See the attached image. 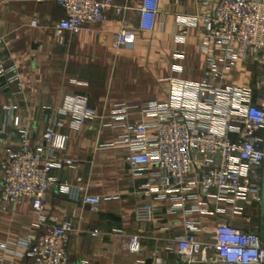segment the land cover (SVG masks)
I'll use <instances>...</instances> for the list:
<instances>
[{
    "label": "built area",
    "instance_id": "1",
    "mask_svg": "<svg viewBox=\"0 0 264 264\" xmlns=\"http://www.w3.org/2000/svg\"><path fill=\"white\" fill-rule=\"evenodd\" d=\"M54 1L66 14L57 26L59 33L96 26L101 32L108 12L115 9L122 14L124 9L116 0ZM201 3L197 21L205 25L199 38V51L205 55L207 66L203 79L191 82L170 78L172 92L165 102L119 105L108 123L121 131L112 145L129 150L127 159L136 175L153 169L143 193L152 200L136 207L137 221L152 223L156 202L168 203V215L182 216L175 228L179 232L169 239L167 247L177 255L172 264H264V236L231 224L233 215L262 203V186L254 183V175L264 165V137L258 135L264 130V96L256 97L251 84H229L239 65L263 60L264 0ZM159 13L160 0H143L135 27L117 31L114 47H134L135 30L154 31ZM0 82L12 95L24 90L20 67L4 38H0ZM260 85L264 94V79ZM6 109L12 112L18 106ZM68 114L72 116L69 128L80 129L93 114L88 98L75 96L59 111L57 119L48 117L50 126L42 142L35 143L31 131L21 129L20 144L6 148L1 162L2 201L16 205L30 199L38 214L35 227L41 233L25 243V255L32 264H69L75 223L71 218L48 221L46 199L53 189L94 207L102 201V197L87 195L82 187L62 182L54 174L75 165L63 154L69 134L56 131L57 126L66 124ZM134 115L139 119L131 122ZM11 118L19 127L20 116ZM0 132L5 133V129ZM8 246L1 244L4 249ZM128 248L140 252L142 235H130ZM152 264L171 263L156 254Z\"/></svg>",
    "mask_w": 264,
    "mask_h": 264
},
{
    "label": "crops",
    "instance_id": "2",
    "mask_svg": "<svg viewBox=\"0 0 264 264\" xmlns=\"http://www.w3.org/2000/svg\"><path fill=\"white\" fill-rule=\"evenodd\" d=\"M116 1L124 7L122 14L115 9L108 12L101 32L96 26L59 33L57 26L66 14L54 0H0V38L6 40L24 79L19 95L4 90L0 82V127L5 129V133L0 132V189L5 149L20 144V130L29 129L34 142H42L50 126L48 117L57 119L70 99L86 96L93 114L81 128H69L71 114L65 116L66 124L56 127L57 132L69 134L63 154L75 165L54 174L62 182L82 187L87 195L102 197V201L94 207L72 200L56 188L46 199L45 214L50 223L74 220L69 264H152L156 254L172 264L177 255L167 247L169 239L179 232L175 228L182 216L168 215V203L156 202L155 220L137 221L136 207L152 200L143 193L153 169L134 173L127 159L129 150L112 145L120 129L108 123L122 103L169 100L170 78L191 82L203 79L207 66L205 55L199 51V38L205 25L197 21L202 0H160L156 29L135 30L134 47L119 49L113 44L115 34L122 27H135L143 0ZM262 79L264 57L258 64L239 65L229 84H251L256 97H263ZM10 105L18 109L9 112L6 107ZM12 115L20 116L19 127L13 124ZM138 119L134 115L131 122ZM258 135L264 137V130ZM262 168L254 175V183L261 186ZM261 204L254 203L243 214L233 215L231 224L259 233ZM37 221L30 199L13 205L2 201L0 192V264H32L25 255V243L41 233L35 227ZM135 234L142 235L138 253L128 248L129 236ZM3 243H8V248L1 247Z\"/></svg>",
    "mask_w": 264,
    "mask_h": 264
},
{
    "label": "water",
    "instance_id": "3",
    "mask_svg": "<svg viewBox=\"0 0 264 264\" xmlns=\"http://www.w3.org/2000/svg\"><path fill=\"white\" fill-rule=\"evenodd\" d=\"M263 172V183H262V204H261V223H260V231L259 234L264 236V165L262 168Z\"/></svg>",
    "mask_w": 264,
    "mask_h": 264
}]
</instances>
